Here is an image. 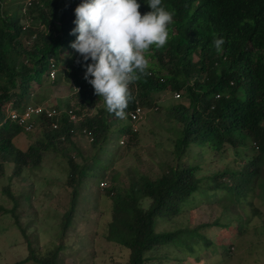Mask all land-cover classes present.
Instances as JSON below:
<instances>
[{
  "label": "trees",
  "instance_id": "16d2710c",
  "mask_svg": "<svg viewBox=\"0 0 264 264\" xmlns=\"http://www.w3.org/2000/svg\"><path fill=\"white\" fill-rule=\"evenodd\" d=\"M3 1L0 0V175L6 162L12 165L11 175L20 176L24 168L38 166L45 151H65L73 144L72 140H84L93 153L90 157L80 153V165L73 157L64 155L67 169L63 186L68 190V201L59 221L62 240L66 231L76 225L79 186L90 177L91 167L100 168L101 162L97 160L104 155L101 143L110 132L109 123L128 119H118L105 110L102 100L83 78L84 67L76 62L82 58L70 47L76 39L70 35L76 17L75 9L69 8L82 0H37L24 10L21 4L10 14L3 11ZM146 2L138 0L142 15L150 11ZM163 4L176 13L175 22L170 26L171 39L166 47L153 49L151 74L130 86L135 101L126 112L136 106L155 107L156 111L162 107L172 128L176 129L173 123L180 126L171 149L163 154L172 164L155 174L132 170L123 189L116 183L118 174L112 175L109 187L102 189L110 201V220L105 225L103 239L127 251V264L147 263L150 260L144 255L148 251L176 240L175 232L179 230L155 232L158 220L168 221L194 209L203 213L198 207L207 204L209 208L204 201L212 194L217 196V191L239 195L251 180L263 178L260 174L264 163V0H163ZM22 20L28 22L27 26L21 24ZM214 36L226 41L220 55L212 46ZM49 59H53L56 67H63L52 81L48 79ZM44 83L52 86L64 83L79 91L62 104V111L54 121L57 129L50 130L48 123L39 119L41 139L22 152L15 147L14 139L24 132L6 118L3 107L12 101V109L23 110L28 104L31 85L42 89L40 86ZM172 91H179L186 104L181 99L170 98L173 103L159 105L160 97H167ZM68 112L76 117L75 123L68 120ZM80 129L90 133V141L80 133L74 135ZM123 130L132 139L137 135L131 134L128 123ZM248 140L252 145L247 147L244 160L241 159L243 165L239 164L240 168L235 171L224 169L200 179L195 176L198 164L180 162L181 158L189 159L191 150L201 155L222 156L229 150L237 152L244 148ZM107 157L111 163L112 154ZM6 194L14 206L9 210L0 209L4 214L18 206L17 199ZM23 197L29 201L28 196ZM143 200L149 201L145 208L141 207ZM215 222L211 223L209 234L206 228L211 226L205 223L179 234L189 236L188 240L202 238V249L210 248L207 255L211 256L212 243L220 235L214 228ZM24 239L27 255L14 264H59V254L67 248L59 244L40 256L35 250L37 247L32 248ZM228 246L230 249L233 244Z\"/></svg>",
  "mask_w": 264,
  "mask_h": 264
},
{
  "label": "rangeland",
  "instance_id": "374dc122",
  "mask_svg": "<svg viewBox=\"0 0 264 264\" xmlns=\"http://www.w3.org/2000/svg\"><path fill=\"white\" fill-rule=\"evenodd\" d=\"M23 2L24 0H4L2 9L10 14ZM24 23L25 21L22 20L21 24L24 25ZM40 87L42 89L36 84L31 85L32 102H34V96L44 99V96L48 95L46 91L49 88V94L51 91L52 94L48 97L60 106L65 104L69 95L67 85L60 83L58 87L53 88L42 84ZM36 93L40 94L36 95ZM169 96H161L158 104L173 103L169 100ZM181 97L180 102L186 104V100ZM142 108L143 118L136 123L138 131L134 139L124 132L123 144L117 146L121 136L118 127L120 129L125 126V121L116 122V128L107 133V139L101 143L104 155L99 156L97 160L101 162L100 168L94 170L91 167L93 170H89L90 177L83 180L79 186L75 213L76 225L74 229L66 231L62 240L59 238V221L68 201V190L63 186L64 170L67 169L64 155L73 157L74 161L80 165L82 163L81 157H78L80 153L87 157L93 154L84 144V140L78 139L77 142L72 140V145L84 149L82 151L74 149L72 145L59 153L45 151L39 165L34 168H24L20 176L11 175V163L5 162L2 165L0 209L9 210L14 206L6 192L17 199L18 206L11 213L4 214L0 211V264H14L26 257L24 238L30 242L32 248L37 247L35 250L40 256L59 244L67 247L59 254V261H61L59 264H127V251L103 239L105 225L110 220V201L104 197L103 190L109 187L112 175L118 174L116 183L123 189L127 183L125 179L132 170H137L141 174L163 172L168 165L172 164L171 159L164 158L163 154L171 149L172 141L177 135L176 129H180V126L175 123L173 124L176 129L172 128V123L165 118L162 107L157 111L155 107ZM39 139H41V129L37 127L17 135L14 144L18 150L24 152ZM251 145L248 140L244 148L238 149L237 152L229 150L222 156L214 153L201 155L191 150L189 159L181 158L180 162L189 165L198 164L195 176L204 179L224 169L235 171L240 168L243 165L241 159L245 157L247 147ZM111 154L113 158L110 163L107 156ZM260 175L263 178L256 177L251 180L243 187L239 195H235L232 191L227 193L225 190L217 191V196L212 194L208 200L204 201L208 203L209 208H206L207 204L198 207L203 210V213L194 209L189 212L184 211L171 220L156 222L154 230L157 233L178 230L180 233L205 223L211 226L209 229L206 228L209 234L216 220L214 228L220 231V235L217 237L219 239L215 238L212 243L214 246L211 256L207 255L209 252L207 250L210 248L202 249V238L188 240L189 236L175 232L176 240L148 251L144 256L150 261L144 264H264V163ZM100 181L104 183V186H98ZM227 183L230 184V180ZM23 196H28L29 201H25ZM219 199L223 200L219 202ZM217 202L220 204L216 205ZM148 203L149 201H141V207L145 208ZM28 222H32L31 225ZM25 226V230L21 233ZM238 234L242 236L238 237ZM193 241L194 244H192ZM229 243L233 244L230 249H228Z\"/></svg>",
  "mask_w": 264,
  "mask_h": 264
},
{
  "label": "clouds",
  "instance_id": "9594fccd",
  "mask_svg": "<svg viewBox=\"0 0 264 264\" xmlns=\"http://www.w3.org/2000/svg\"><path fill=\"white\" fill-rule=\"evenodd\" d=\"M32 1L36 3L37 0ZM32 1L24 0L22 10L29 7ZM146 5L150 11L143 15L139 11L141 5L138 0H82L81 3L75 6L71 5L69 8V10L75 9L74 14L76 17L73 21L75 27L70 32V35L75 36L76 39L70 44V47L82 58V60L78 59L76 62L78 64L82 63L84 67L83 78L93 87L94 94L102 100L105 110L110 115H114L118 119H128L125 124L128 123L130 126L131 134L137 133L136 123L142 120L144 112L143 108L139 106H136L129 113L126 112L130 103L135 101L130 86L151 74L150 57L153 55V49L159 50L166 47L171 39L170 26L174 24L176 15L174 9H170V6L166 7L163 4V0H147ZM25 23L23 26H27ZM225 43L226 41L223 38L213 37L212 46L215 48L217 55L224 52ZM61 58H63L62 54ZM89 61L91 62L89 63ZM48 64V79L52 81L57 71L63 69V67H56L53 59H49ZM47 85L53 88L59 86V84L56 86ZM68 90H71L68 97L79 91V89L70 85H68ZM173 92H178L180 96L181 93L179 91L170 93L171 100H178L180 96L178 99L172 98ZM46 93L51 95L52 91L49 94L50 91L47 88ZM38 94L40 93H36V95ZM48 95L44 96L41 103H34L31 101L33 95L30 94L26 106L47 107V105H51V108L53 107L61 113L62 106L54 102ZM57 105L60 107H57ZM11 107L12 101L3 107V113L8 119L9 112L13 111L20 114L25 108L16 111ZM137 108L141 112L140 118L137 121H131L130 114L134 113ZM39 119H42V117L32 119L33 128L31 130L37 127L40 129ZM76 121L77 119L72 122L75 123ZM109 125L112 127L110 131L116 128L115 123L110 122ZM124 128L125 126L120 129L118 127L121 135L117 142L118 147L123 144ZM83 130L85 129L76 131L74 135L77 136L80 133L90 141L91 138L83 133ZM22 131L24 133L29 132L24 129ZM85 132L88 131L85 130ZM129 136L131 137L130 134Z\"/></svg>",
  "mask_w": 264,
  "mask_h": 264
},
{
  "label": "built area",
  "instance_id": "2783aa9c",
  "mask_svg": "<svg viewBox=\"0 0 264 264\" xmlns=\"http://www.w3.org/2000/svg\"><path fill=\"white\" fill-rule=\"evenodd\" d=\"M52 76V74H51ZM180 94L178 92L172 93L173 99H178ZM69 113V112H68ZM140 110L137 108L135 109L134 113L130 114L131 121H137L140 118ZM60 114V111L51 108V105H47V107L44 106H26L22 113L18 114L13 111L9 112L8 116L11 121L16 123L17 126L21 127L25 131H30L32 127V119L33 118H40L42 117L43 120H45L48 123V126L51 130L57 129V124L55 123L58 119ZM53 120V121H52ZM69 121H75L74 115L69 113ZM55 121V122H54ZM83 133H86L87 136L90 137L89 132H85L83 130ZM99 186H104V183H99Z\"/></svg>",
  "mask_w": 264,
  "mask_h": 264
},
{
  "label": "crops",
  "instance_id": "0c3cea01",
  "mask_svg": "<svg viewBox=\"0 0 264 264\" xmlns=\"http://www.w3.org/2000/svg\"><path fill=\"white\" fill-rule=\"evenodd\" d=\"M41 100H42V99H40V98H38V97H34V100H33V101H34V103H41ZM62 107H63V106H62ZM62 107H61V108H62Z\"/></svg>",
  "mask_w": 264,
  "mask_h": 264
}]
</instances>
